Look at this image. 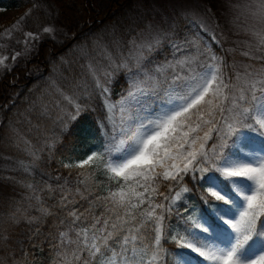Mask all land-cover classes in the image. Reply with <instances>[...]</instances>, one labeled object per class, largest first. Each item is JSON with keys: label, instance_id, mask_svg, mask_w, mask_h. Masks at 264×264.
<instances>
[{"label": "snow or ice", "instance_id": "snow-or-ice-1", "mask_svg": "<svg viewBox=\"0 0 264 264\" xmlns=\"http://www.w3.org/2000/svg\"><path fill=\"white\" fill-rule=\"evenodd\" d=\"M253 14L264 19V0H259ZM54 31L51 26L43 28L45 33ZM27 35L38 38L33 33ZM252 35L258 38L257 50L264 51V33ZM160 43L158 34L140 43L133 41L129 57L118 67L128 68V60H135L138 71L133 75L140 78L116 103L109 101L106 82L92 70L111 132H105L107 140L86 159L65 167L82 168L95 163L110 180L117 181L118 190L104 197L113 215L96 217L88 227L60 233V264H157L167 252L164 243L168 241L179 248L175 264H192L191 254H196V264H264V150L241 151L239 155L232 151L238 143L256 138L264 145V67L254 71L248 65L243 72L226 76L225 60L212 53L210 62L202 63L203 70L197 72L191 68L201 55L197 49L196 55L185 56L175 64L165 63L145 71L147 65H141L145 53ZM243 55L264 59L247 51ZM6 59L0 57V65ZM177 65L187 68V73H175ZM169 69L174 74L167 87L161 88L162 77L167 80ZM104 76L110 77L111 73L105 72ZM64 99L74 109L70 118L77 120L85 109L77 98L65 95ZM149 100L152 104L146 106ZM188 175L202 189L207 186V194L201 193L204 204L227 227L214 228L202 211L198 217L189 215L184 220L183 232L168 231L164 213H170L176 201L191 191L181 183ZM158 180L179 185L171 198L164 196L167 205L151 199L158 190ZM168 187L171 192L173 185ZM211 198L223 203L215 204ZM146 200L148 207L140 212L143 219L137 221L134 210L141 209ZM70 203L69 195L61 197V204ZM69 215L74 217L73 223L80 219L75 210ZM148 226L154 232L150 244L142 231ZM210 229L206 238L201 235L210 233ZM72 231L74 238L69 235ZM71 245L75 247L69 250ZM186 249L191 253H185Z\"/></svg>", "mask_w": 264, "mask_h": 264}, {"label": "trees", "instance_id": "trees-1", "mask_svg": "<svg viewBox=\"0 0 264 264\" xmlns=\"http://www.w3.org/2000/svg\"><path fill=\"white\" fill-rule=\"evenodd\" d=\"M134 1L0 0V8L29 9L19 30L0 46V52L7 56L5 64L0 66V264H60L57 253L61 250V232L88 227L96 217L113 215L104 197L118 190L117 181L110 180L95 163L82 168L65 165L86 159L107 140L105 132H111L103 97L95 87L93 69L77 56V49L89 42L91 35L119 23ZM11 22L0 24V35ZM46 25L55 31L40 35L30 47L21 44L25 32L40 31ZM163 46L154 57L156 61L169 57L167 43ZM211 46L225 60L226 75L232 73L234 56L215 42ZM96 76L106 82L108 99L112 102L125 95L130 87L129 76L121 69L113 71L110 77L97 73ZM65 95L77 98L85 109L77 120L69 116L74 109L64 99ZM151 104L149 100L146 106ZM257 141L264 146L261 139ZM181 183L191 191L176 201L170 213H164L168 231L183 232L184 220L189 215L198 217L202 211L214 228L227 227L204 204L201 193L207 194L206 185L202 189L191 175L185 176ZM157 189L152 201L167 205L164 196L171 198L179 185L158 180ZM64 195H69L72 201L67 206L61 204ZM211 200L215 204L223 203L215 198ZM147 207L146 200L141 209L134 210L137 221L143 219L140 212ZM71 210L80 216L75 223L69 215ZM142 231L145 242L150 244L154 235L152 227ZM210 234L211 229L210 233H201L205 238ZM69 235L74 238L75 232ZM72 247L75 246H68L69 250ZM164 248L167 252L157 264H175L178 246L168 241ZM191 256L192 264H196V254Z\"/></svg>", "mask_w": 264, "mask_h": 264}, {"label": "rangeland", "instance_id": "rangeland-1", "mask_svg": "<svg viewBox=\"0 0 264 264\" xmlns=\"http://www.w3.org/2000/svg\"><path fill=\"white\" fill-rule=\"evenodd\" d=\"M258 2L259 0H135L131 10L119 23L91 35L89 42L83 43L77 49V56L90 64L99 76L120 69L125 71L130 79L128 91L132 88L133 82L140 78L133 75L138 71L136 61L129 59L128 68L118 65L129 57L134 47L133 41L140 43L150 35L158 34L161 43L151 52L145 53L146 58L141 61V65H147L145 71L154 70L156 66L165 63L175 64V61L185 56L196 55L197 49L201 55L191 68L197 72L202 71L201 64L210 62L212 53L221 57L211 46L212 42L234 56L231 63L232 73L226 76H232L235 71L243 72L248 65H251L254 71H259L264 67V59H251L243 55L247 51L254 57L264 56V51L257 50L258 38L252 35L253 32L264 33V19L253 14L256 12ZM28 13L29 9L26 7L0 8V24L12 20L10 26L0 35V46L5 44L3 40L19 30L18 27L20 28ZM43 28L40 31L25 32L21 44L30 47L40 35L49 34L43 32ZM27 33H33L38 38L32 39ZM193 42L196 47H193ZM164 43H167L169 57L156 61L154 57L160 54ZM4 54L0 52V57H7ZM223 70L226 74L225 69ZM187 71V68H181L179 65L175 68V73L180 75H185ZM173 74V70L169 69L166 74L167 80L162 77L161 87L167 86ZM127 93L122 97L127 96ZM116 119L119 120L118 110ZM256 139L252 142L238 143L232 151L239 155L241 151L264 150V146L259 145L257 141L260 138ZM208 143L211 144L212 141Z\"/></svg>", "mask_w": 264, "mask_h": 264}]
</instances>
